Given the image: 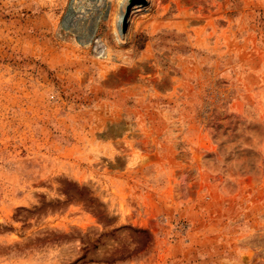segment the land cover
<instances>
[{
    "label": "rangeland",
    "instance_id": "rangeland-1",
    "mask_svg": "<svg viewBox=\"0 0 264 264\" xmlns=\"http://www.w3.org/2000/svg\"><path fill=\"white\" fill-rule=\"evenodd\" d=\"M127 1L0 0V264H264V0Z\"/></svg>",
    "mask_w": 264,
    "mask_h": 264
},
{
    "label": "water",
    "instance_id": "water-1",
    "mask_svg": "<svg viewBox=\"0 0 264 264\" xmlns=\"http://www.w3.org/2000/svg\"><path fill=\"white\" fill-rule=\"evenodd\" d=\"M139 1H143V0H139ZM135 2H137V1H135V0H128V1H127V5L125 6V12H124V14L122 15V19H121L122 26H123V24H124V18H125V15H126V13H127V10H128V8H129V6L132 5V4L135 3Z\"/></svg>",
    "mask_w": 264,
    "mask_h": 264
},
{
    "label": "bare ground",
    "instance_id": "bare-ground-1",
    "mask_svg": "<svg viewBox=\"0 0 264 264\" xmlns=\"http://www.w3.org/2000/svg\"><path fill=\"white\" fill-rule=\"evenodd\" d=\"M125 6V5H124ZM124 6H123V8H124ZM123 8H121L120 7V12L118 13V16H117V22H116V25L119 27V23L121 22V15H122V13H123ZM102 49V48H101Z\"/></svg>",
    "mask_w": 264,
    "mask_h": 264
}]
</instances>
